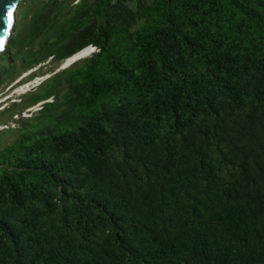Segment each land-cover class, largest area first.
<instances>
[{
  "label": "trees",
  "instance_id": "obj_1",
  "mask_svg": "<svg viewBox=\"0 0 264 264\" xmlns=\"http://www.w3.org/2000/svg\"><path fill=\"white\" fill-rule=\"evenodd\" d=\"M38 65L0 264H264V0H21L0 86Z\"/></svg>",
  "mask_w": 264,
  "mask_h": 264
},
{
  "label": "rangeland",
  "instance_id": "obj_2",
  "mask_svg": "<svg viewBox=\"0 0 264 264\" xmlns=\"http://www.w3.org/2000/svg\"><path fill=\"white\" fill-rule=\"evenodd\" d=\"M16 8H17V6H16ZM63 64H64V62H62L56 68L55 72H57L59 70L61 71L63 69H66L73 63H71L68 67H63ZM46 69L47 68H45V70ZM46 74H48V73H46ZM51 74H53V73H51ZM51 74H49V75H51ZM32 80H33V77L30 78L29 74H26V72H24V73H20L17 76V78L15 79V81L10 83L9 85L0 86V117L1 118H5V119L9 118V115L12 114L11 104L13 102H18L17 99L19 97H21L22 95H25V93H22V91L25 90L24 89L25 85ZM29 92H31V91H29ZM29 92H26V93H29ZM15 117L16 116H12L13 119H15ZM7 122L13 123L12 120H8ZM2 125H4V124L0 123V145L10 142L15 136L13 130L1 128Z\"/></svg>",
  "mask_w": 264,
  "mask_h": 264
},
{
  "label": "water",
  "instance_id": "obj_3",
  "mask_svg": "<svg viewBox=\"0 0 264 264\" xmlns=\"http://www.w3.org/2000/svg\"><path fill=\"white\" fill-rule=\"evenodd\" d=\"M20 1L21 0H0V53L3 51L10 35V30L15 24V9Z\"/></svg>",
  "mask_w": 264,
  "mask_h": 264
},
{
  "label": "built area",
  "instance_id": "obj_4",
  "mask_svg": "<svg viewBox=\"0 0 264 264\" xmlns=\"http://www.w3.org/2000/svg\"><path fill=\"white\" fill-rule=\"evenodd\" d=\"M39 67V65L36 67V68H33V69H31V70H28L27 72H26V74H31L32 72H34L37 68ZM50 75L49 74H44V75H42V76H34L33 77V80L32 81H30L29 83H27L26 85H25V87H24V91H22V93H25L26 94V92H29V91H34L38 86H40L48 77H49ZM17 101L19 102L20 101V97L17 99ZM40 104L41 103H38V104H36L35 106H33V107H30V108H28V109H26V110H24L23 111V114H22V116H25V115H27L28 113H31V112H34V111H37L38 109H40ZM16 118V117H15ZM8 127H10V128H15L16 126H15V123L13 122V123H8V124H6V125H2L1 126V128H5V129H7Z\"/></svg>",
  "mask_w": 264,
  "mask_h": 264
},
{
  "label": "bare ground",
  "instance_id": "obj_5",
  "mask_svg": "<svg viewBox=\"0 0 264 264\" xmlns=\"http://www.w3.org/2000/svg\"><path fill=\"white\" fill-rule=\"evenodd\" d=\"M92 51H93L92 47H86V48L82 49L81 51L76 53L72 58L65 61L63 67H68L71 63H74L75 61H77L79 59H82V58L89 56L92 53Z\"/></svg>",
  "mask_w": 264,
  "mask_h": 264
}]
</instances>
